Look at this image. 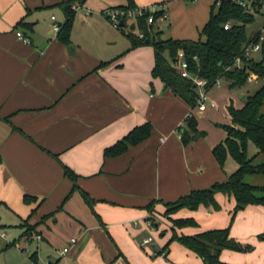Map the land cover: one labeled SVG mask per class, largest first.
<instances>
[{
	"label": "crops",
	"instance_id": "0c3cea01",
	"mask_svg": "<svg viewBox=\"0 0 264 264\" xmlns=\"http://www.w3.org/2000/svg\"><path fill=\"white\" fill-rule=\"evenodd\" d=\"M63 1L0 0V249L33 244L30 254L46 256L48 264L60 257V264H203L178 242L165 244L173 233L228 228L230 238L252 248L222 249L217 264H264V241L257 238L264 232L262 205L233 212L234 198L217 192V209L180 208L168 217L161 203L146 209L153 200L171 202L224 181L237 169L229 155L219 166L211 151L226 137L220 126L230 124L227 106L242 107L248 89H230L225 80L210 87L214 107L191 114L204 134L183 144L177 129L190 107L152 76L153 48L131 47L127 31L113 27L105 13L126 0L77 2L67 43L51 28L65 20ZM133 2L156 5L168 19L165 8L178 0ZM146 122L152 128L145 140L104 156L105 148ZM256 152L249 142L247 155ZM247 181L262 185L264 178ZM151 213L156 225L149 224ZM187 218L195 225L170 221ZM71 238L75 244L60 255Z\"/></svg>",
	"mask_w": 264,
	"mask_h": 264
},
{
	"label": "trees",
	"instance_id": "16d2710c",
	"mask_svg": "<svg viewBox=\"0 0 264 264\" xmlns=\"http://www.w3.org/2000/svg\"><path fill=\"white\" fill-rule=\"evenodd\" d=\"M76 1L82 3L85 0H66L60 4L65 20L60 25L57 38L64 43L68 42L74 16V11L70 7ZM126 2V6H121L122 8L135 7L133 0H126ZM254 21L255 16L246 13L231 0H213L208 18L200 32L203 36L202 40L200 38L179 40L169 36L162 37L161 31H152V25H148L144 18L136 20V28L142 37L130 30L126 32V36L131 47L147 44L153 48L155 61L151 71L152 76L161 80L164 89H169L189 107H193L196 98L195 87L191 80L178 75L173 64L177 51H183L190 73L206 81V89H209L216 79L227 81V87L230 89L242 87L247 82L249 73H253L257 79H264L262 61L252 59L244 65L242 70L231 67L233 58L254 39L256 31L246 32V26ZM227 22L231 24V27L224 30L222 26ZM118 28L122 29V27ZM260 53L264 56V44ZM193 56L196 57V60L192 59ZM226 109L230 117V124L220 126L226 132V137L212 149L211 153L219 166H222L225 157L229 155L237 163V169L229 174L224 181L214 182L206 188L191 190L174 201L153 200L146 206L148 211H152V206L155 203L165 205L166 210L163 216L166 217L180 208L194 210L199 205H211L217 209L218 205L214 200V194L217 192L231 195L234 198L233 212L248 204L264 206V183L256 185L247 181V177L250 176L264 178V83L254 93L245 96L242 107L234 108L230 103ZM151 128L152 126L148 122L135 126L120 140L105 148L104 156L113 157L122 154L128 146L145 140L149 136ZM177 131L183 144L204 134L196 130V121L193 116H187L184 127L178 128ZM249 142L257 149L253 156L247 155ZM63 173L71 181H74L75 174L66 166H63ZM84 198L88 202L86 196ZM31 199H33L31 196H24L25 201ZM149 220L151 225H156L154 219L149 218ZM170 221L175 227L195 225L194 220L189 218ZM28 230L30 227L27 228ZM257 238L264 241V232L260 233ZM170 241H176L195 253L203 264H217L218 255L222 249L245 252L252 248L250 245H242L230 238L228 228L207 230L193 236H177L173 233L165 247ZM164 248L159 253L164 252ZM29 259L31 264H37L34 253L29 255Z\"/></svg>",
	"mask_w": 264,
	"mask_h": 264
},
{
	"label": "built area",
	"instance_id": "2783aa9c",
	"mask_svg": "<svg viewBox=\"0 0 264 264\" xmlns=\"http://www.w3.org/2000/svg\"><path fill=\"white\" fill-rule=\"evenodd\" d=\"M237 6L242 8L246 13H249L253 16L261 15L264 20V0H231ZM258 2V5H257ZM256 7H255V5ZM71 10L76 12L79 8V4L73 2L71 4ZM256 8V9H255ZM106 15L109 20V23L118 28L120 22L125 24L126 21H129V24L133 23L134 27H136V20L138 18H144L148 25H153L157 20L163 21L167 18V14L159 9L156 5H148V6H135L134 8H122L117 7L113 9L106 10ZM51 20H54V17L51 16ZM223 29L226 30L231 27L229 22L223 24ZM52 31L57 33L60 29V25L53 21L51 25ZM16 35L19 39H21L25 43H29V40L25 38L20 32H16ZM139 37H142V34H138ZM264 44V21L260 24L259 28L256 30L255 37L253 41L246 44L240 54L236 55L233 58L231 67L237 69H243L244 65L249 62L250 60L254 59V55L260 53L261 47ZM193 60H196V57H192ZM174 67L178 73V75L182 78H186L191 80L195 87L196 91V98H195V105L190 107L188 116H191L192 111L196 110L198 112H203L207 107H214V103L209 100L207 91L208 89L205 88L206 81L203 78L198 77L197 75H193L188 70V63L184 56L182 50H178L175 57H174ZM255 78L253 73H249L247 75V81H251ZM213 86H220V79H216L213 83ZM177 136L180 138V134L177 131ZM149 224H151L149 220ZM150 238L144 239L143 244H148L150 242ZM75 239L71 238L69 242L63 246L59 252L60 255L65 254L69 248L75 244Z\"/></svg>",
	"mask_w": 264,
	"mask_h": 264
},
{
	"label": "rangeland",
	"instance_id": "374dc122",
	"mask_svg": "<svg viewBox=\"0 0 264 264\" xmlns=\"http://www.w3.org/2000/svg\"><path fill=\"white\" fill-rule=\"evenodd\" d=\"M213 0H178V2L171 3L172 6H167L166 12L170 11V17L163 21H156L151 30L161 31L162 37L172 36L175 38L186 39V40H197L203 39L201 35V29L206 22V19L209 15L210 6L212 5ZM170 4V5H171ZM168 11V12H169ZM264 11V9H263ZM262 16L257 15L255 17V21L252 24L246 26V32L250 33L253 29L257 28L259 24L262 22ZM129 21H126L122 29L128 31H132L135 34H139L140 31L137 29L131 30L129 28ZM254 60L262 61L264 65V56L261 53H257L254 55ZM224 79H220V84L224 85ZM264 79L258 78L255 81L245 82L243 86V90L248 89V94L254 93L257 89L263 85ZM245 92V91H243ZM246 93V92H245ZM246 94V95H248ZM209 98V96H208ZM249 179V178H248ZM250 180V179H249ZM158 205V203H155ZM153 204V207L155 206ZM166 210L164 204H159ZM163 211V213H164ZM152 214V213H151ZM154 220L158 219L157 216L151 215ZM151 217V218H152ZM30 232L29 230L27 231ZM32 245H21V246H11L7 247L3 250V247L0 249V264H28V255L31 253ZM55 258H59L58 254L54 256ZM62 257L55 264H60ZM48 258L43 256L42 258L37 259V264H48Z\"/></svg>",
	"mask_w": 264,
	"mask_h": 264
},
{
	"label": "water",
	"instance_id": "95a60500",
	"mask_svg": "<svg viewBox=\"0 0 264 264\" xmlns=\"http://www.w3.org/2000/svg\"><path fill=\"white\" fill-rule=\"evenodd\" d=\"M123 22H120V24H119V27H123ZM129 28L131 29V30H133L134 29V24L133 23H131L130 25H129Z\"/></svg>",
	"mask_w": 264,
	"mask_h": 264
}]
</instances>
